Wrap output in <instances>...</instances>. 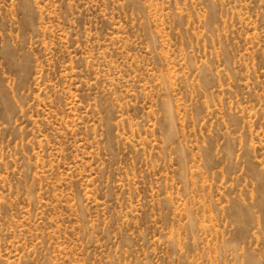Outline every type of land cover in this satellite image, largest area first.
<instances>
[{
	"label": "rangeland",
	"instance_id": "obj_1",
	"mask_svg": "<svg viewBox=\"0 0 264 264\" xmlns=\"http://www.w3.org/2000/svg\"><path fill=\"white\" fill-rule=\"evenodd\" d=\"M0 264H264V0H0Z\"/></svg>",
	"mask_w": 264,
	"mask_h": 264
}]
</instances>
